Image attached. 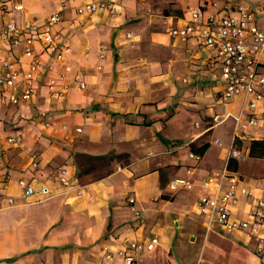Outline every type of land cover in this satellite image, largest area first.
<instances>
[{
    "label": "crops",
    "instance_id": "obj_1",
    "mask_svg": "<svg viewBox=\"0 0 264 264\" xmlns=\"http://www.w3.org/2000/svg\"><path fill=\"white\" fill-rule=\"evenodd\" d=\"M82 2L68 0L60 8V0H0V63L11 60L20 72L28 59L23 45L11 46L2 33L5 24L41 22L55 12L62 18L56 27L60 60L56 51L33 44L40 59L33 99L14 106L0 90V185L3 194L14 198L13 206L0 201V213L32 205L42 216L35 221L26 209L7 226L0 214V264H100L102 247L118 248L151 236L158 244L141 251L138 264H264V248L257 255L254 238L207 223L197 208L200 197L225 189V180L218 187L201 183L223 168L240 177L231 206L234 219L250 220L255 201H264V189H252L264 181V99L252 112L241 96L223 99L222 85L210 76L218 67L213 51L197 36L183 43L165 32L188 22V7L201 10L198 23L208 25L240 4L252 10L255 25L262 28L264 0H118V16L87 14L73 23ZM259 71L264 73V48ZM58 73L65 77V94L54 100L44 83ZM76 75L85 83L83 89L74 82ZM259 90L264 95V86ZM174 110L186 115L169 118ZM225 113L230 116L208 126V119ZM250 115L257 118L255 125L249 124ZM148 119L150 125H138ZM225 122L231 133L223 142L213 131ZM144 132L152 136L148 143L141 141ZM16 135L22 137L20 144L6 143V137ZM202 135L195 147L188 145ZM180 136H186V145L176 147ZM206 143L198 161L188 157ZM232 147L240 157H229ZM107 154H121L123 162L112 163V171L103 175L80 177L76 156L102 159ZM61 168L72 183L83 186L82 196L60 193ZM19 178L57 195L42 201L25 198L17 187ZM178 178L191 185L170 190L168 183ZM241 188L252 195L244 196ZM24 225L34 231L29 240ZM111 264H120V258Z\"/></svg>",
    "mask_w": 264,
    "mask_h": 264
},
{
    "label": "built area",
    "instance_id": "obj_2",
    "mask_svg": "<svg viewBox=\"0 0 264 264\" xmlns=\"http://www.w3.org/2000/svg\"><path fill=\"white\" fill-rule=\"evenodd\" d=\"M68 0H60V8L67 4ZM264 10V4L262 6ZM122 12V7L118 0H83L75 8L73 23H77L79 18L87 14H102L108 17H116ZM188 22L180 27L169 26L165 32L172 39L185 43L191 36L201 38L205 48L213 51V56L218 62L215 72L211 73V79L222 85V98L229 99L235 96H241L243 103L252 112L260 100L264 99L263 93L259 88L264 86V73L259 71L261 65V54L264 48V27L260 28L254 23V13L245 5H237L231 14L219 17L216 21L208 25L199 24L202 12L198 8L188 7L185 11ZM61 14L55 12L48 15L41 22H25L20 26L11 23L5 24L2 33L10 42L11 46L22 47V55L28 59L27 68L20 72L11 60H3L0 63V90L7 92L9 102L18 106L29 103L36 92V82L40 73V59L33 50V44L39 42L45 49L55 52V59L62 58V51L59 50L60 36L56 29L61 22ZM130 38V34H126ZM1 54V49H0ZM99 57H102L100 54ZM21 76L20 86H17L18 77ZM65 77L62 73L49 77L44 85L50 97L54 100L62 98L65 94ZM185 82V79L182 80ZM74 82L83 89L85 83L76 75ZM229 113L221 116L212 117V127L221 123L229 117ZM239 118L235 117L238 122ZM248 122L250 125L257 123V118L250 115ZM264 125V122H263ZM236 138H232L234 145ZM22 137L20 135L6 137V143L9 145L20 144ZM218 143V140H214ZM189 158L198 161L200 154L190 152ZM229 157L238 158L240 153L232 147L229 151ZM0 159V168H2ZM38 165L35 154L31 156V166L36 168ZM189 170L187 171V173ZM57 180L62 193H73L76 196H82L83 186L72 183L68 177L66 168L58 171ZM225 180L226 187L219 190L213 196L203 195L197 202L198 212L202 214L207 223H215L221 230L240 231L247 238H254L257 242L255 253L261 255L264 248V201L257 199L254 208L250 212V220H238L231 216V206L236 203L237 185L240 177L237 173L229 171L227 168L215 172L212 176L203 178L201 183L205 188L211 184L220 186ZM190 180L178 178L168 183L170 190L177 188H187L190 186ZM17 187L22 195L27 197H37V201L46 200L57 195L48 187L40 189L34 188L26 180L19 178ZM264 189L263 183L255 182L252 189ZM241 193L250 197L252 190L241 188ZM0 201L4 206H13V196L3 194L0 185ZM133 204L134 199L128 200ZM136 217L140 216L139 210L134 209ZM158 244L156 236H151L141 242H129L121 247L113 248L104 246L101 250L100 264H111L115 257L120 258V264H138V255L141 251L152 250Z\"/></svg>",
    "mask_w": 264,
    "mask_h": 264
},
{
    "label": "rangeland",
    "instance_id": "obj_3",
    "mask_svg": "<svg viewBox=\"0 0 264 264\" xmlns=\"http://www.w3.org/2000/svg\"><path fill=\"white\" fill-rule=\"evenodd\" d=\"M148 104H152V103H148L146 102L145 105ZM177 106V104H176ZM176 113H179V111L174 110V112L172 114H168V117L170 118L173 115H176ZM180 114V113H179ZM181 114H184V116L186 115V113L181 112ZM180 114V115H181ZM209 123L208 126H212V120L208 119ZM192 124L197 128V121H191ZM151 121L150 119L148 120H144L141 121L138 125H150ZM212 129H209V132ZM231 133V126L229 122H225L221 125H219L214 131V137L221 139L223 142H226L230 136ZM142 139L141 141L143 143H148L149 142V138L152 136L147 135L145 132L142 134ZM191 138V137H190ZM204 135H202L200 138H197L196 140H192L191 142L188 143L189 146L191 147H195V144L197 142L198 139H202L201 141H203L204 139ZM179 142H177L175 144L176 147L182 146V145H186V136H180L179 139H177ZM200 143V142H199ZM198 143V144H199ZM214 146H217V144L214 143ZM117 157V158H116ZM111 155V154H107L104 156V158L100 159L98 157H91L88 155H79L76 156L75 161L78 163L79 165V175L80 177H82V179L84 180L85 177L90 176V177H97L99 175H103L104 173H108L110 171H112L113 169V164L112 163H121L123 155L119 154L117 156ZM52 208V207H51ZM26 209H30L29 215L31 217L34 218L35 221H39V219L42 217L39 214V211L35 210V207H32V205L30 206H26L25 208H17L14 211H3L0 214L3 215V217L6 219V223L7 226L9 225L8 222L9 221H18L19 218L21 217V214L26 210ZM11 226V225H9ZM18 226V224L16 225ZM26 226V225H24ZM8 229H12V228H8ZM25 235L26 240H29L32 233H34L33 230H31V228H23L21 229ZM197 246V245H196ZM196 246H194V248H192L189 253H193L196 250ZM42 262H45V259L42 260ZM33 264V263H32Z\"/></svg>",
    "mask_w": 264,
    "mask_h": 264
},
{
    "label": "trees",
    "instance_id": "obj_4",
    "mask_svg": "<svg viewBox=\"0 0 264 264\" xmlns=\"http://www.w3.org/2000/svg\"><path fill=\"white\" fill-rule=\"evenodd\" d=\"M207 145H208L207 143L201 145L199 148H197V149L195 150V152H196V153H199L200 155L203 154L204 151H205V149H206V147H207ZM8 261H10V260H8Z\"/></svg>",
    "mask_w": 264,
    "mask_h": 264
}]
</instances>
